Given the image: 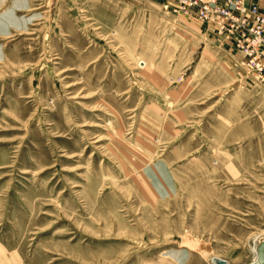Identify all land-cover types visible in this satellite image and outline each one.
Masks as SVG:
<instances>
[{
  "label": "rangeland",
  "instance_id": "rangeland-1",
  "mask_svg": "<svg viewBox=\"0 0 264 264\" xmlns=\"http://www.w3.org/2000/svg\"><path fill=\"white\" fill-rule=\"evenodd\" d=\"M201 10L0 0V264H264V89Z\"/></svg>",
  "mask_w": 264,
  "mask_h": 264
},
{
  "label": "built area",
  "instance_id": "built-area-1",
  "mask_svg": "<svg viewBox=\"0 0 264 264\" xmlns=\"http://www.w3.org/2000/svg\"><path fill=\"white\" fill-rule=\"evenodd\" d=\"M184 1L188 5H202L201 17H214L220 32L227 34L241 53L243 69L250 81L264 89V12L256 5L247 6L243 0H223L221 5L217 0Z\"/></svg>",
  "mask_w": 264,
  "mask_h": 264
},
{
  "label": "crops",
  "instance_id": "crops-1",
  "mask_svg": "<svg viewBox=\"0 0 264 264\" xmlns=\"http://www.w3.org/2000/svg\"><path fill=\"white\" fill-rule=\"evenodd\" d=\"M244 2L246 4H250V3H256L259 5V7H261V9L264 8V0H244ZM156 6H159L161 5L159 3L158 5V2L155 3ZM203 32L205 34H203L204 37H207V39H210L213 43V46L212 48H214L215 51H219L222 53V55H224V53L226 54L225 56H222V58H217L215 60L216 63H218L219 59H221V63H222V67L226 69V71L228 70V61H229V51H232V44L230 43L229 40L223 38V37H220V36H217L213 30L211 29V27H206V26H201ZM191 32H195L196 35L197 33L199 32V28H194V26H190L189 29ZM228 81V79H227ZM224 86V83H222V87ZM224 88V87H223ZM188 256V257H187ZM190 254L186 255L187 258H189ZM185 257V260L183 262H180V264H190L188 262H186V258Z\"/></svg>",
  "mask_w": 264,
  "mask_h": 264
},
{
  "label": "bare ground",
  "instance_id": "bare-ground-1",
  "mask_svg": "<svg viewBox=\"0 0 264 264\" xmlns=\"http://www.w3.org/2000/svg\"><path fill=\"white\" fill-rule=\"evenodd\" d=\"M190 238V237H189ZM188 239V238H187ZM191 241V240H190ZM187 242H189V241H187ZM184 243V242H183ZM186 244V246H188V247H190V249H194L195 251H197V252H199L202 248H200V247H198L195 243H192V245H187V243H185ZM199 244V243H198ZM206 247V246H205ZM207 252V251H206ZM201 254H202V252H201ZM204 254V253H203ZM205 256V255H204ZM210 256H211V254H210ZM219 257V256H218ZM218 257H216L214 260H218L219 258ZM222 259H224V258H222ZM207 260H208V258H207ZM213 263V262H212ZM227 263V262H226Z\"/></svg>",
  "mask_w": 264,
  "mask_h": 264
},
{
  "label": "water",
  "instance_id": "water-1",
  "mask_svg": "<svg viewBox=\"0 0 264 264\" xmlns=\"http://www.w3.org/2000/svg\"><path fill=\"white\" fill-rule=\"evenodd\" d=\"M217 262H218V264H225V260L224 259H219Z\"/></svg>",
  "mask_w": 264,
  "mask_h": 264
}]
</instances>
